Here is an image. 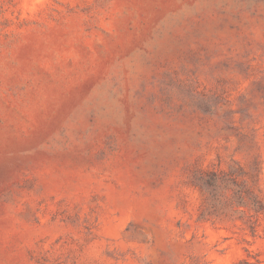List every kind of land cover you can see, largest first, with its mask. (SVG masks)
I'll use <instances>...</instances> for the list:
<instances>
[{"label": "rangeland", "instance_id": "obj_1", "mask_svg": "<svg viewBox=\"0 0 264 264\" xmlns=\"http://www.w3.org/2000/svg\"><path fill=\"white\" fill-rule=\"evenodd\" d=\"M232 161L264 199V0H0V264H264Z\"/></svg>", "mask_w": 264, "mask_h": 264}, {"label": "trees", "instance_id": "obj_2", "mask_svg": "<svg viewBox=\"0 0 264 264\" xmlns=\"http://www.w3.org/2000/svg\"><path fill=\"white\" fill-rule=\"evenodd\" d=\"M260 176L257 163L247 169L236 161L227 168L213 166L194 170L190 183L202 196L200 220L228 225L246 242L248 237H259L264 218Z\"/></svg>", "mask_w": 264, "mask_h": 264}]
</instances>
